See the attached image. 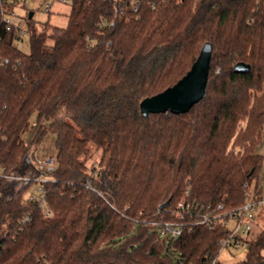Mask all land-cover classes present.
<instances>
[{
  "label": "trees",
  "instance_id": "1",
  "mask_svg": "<svg viewBox=\"0 0 264 264\" xmlns=\"http://www.w3.org/2000/svg\"><path fill=\"white\" fill-rule=\"evenodd\" d=\"M120 1L122 11L73 0L65 27L28 12V53L17 46L25 36L0 23V166L38 176L32 154L51 132L57 160L44 184L50 216L24 199L35 182L0 179V264H207L223 229L156 242L153 226L127 217L156 219L182 199L236 207L259 180L264 0H136L137 11ZM206 43L205 97L186 113L144 117L141 100L181 79ZM93 146L98 167L87 164ZM263 251L261 231L236 264H264Z\"/></svg>",
  "mask_w": 264,
  "mask_h": 264
},
{
  "label": "built area",
  "instance_id": "2",
  "mask_svg": "<svg viewBox=\"0 0 264 264\" xmlns=\"http://www.w3.org/2000/svg\"><path fill=\"white\" fill-rule=\"evenodd\" d=\"M73 1V0H63ZM134 11L138 10V2L130 0ZM117 11H122L120 0H115ZM23 0H0V23L4 24L8 31L15 29L21 35L25 36L28 32V24L26 20L27 13L21 15L17 12L18 7H24ZM52 3L45 7V11H50ZM151 8H155V4H151ZM113 22L111 23V25ZM8 59H3L2 64L7 63ZM35 167L39 171L38 176L31 175H14L6 172L5 167L0 166V179H14L23 183L33 181L37 186L36 194H29L27 199L31 202H37L45 208V215L50 216L51 211L46 208V198L44 184L52 180L49 174L57 168V160L54 155H45L41 158H35ZM88 188L95 190L90 181L85 184ZM245 201L232 208L226 207L223 203H202L189 199H182L177 202L176 206L170 211L160 215L159 218H143L134 219L127 217L135 222L143 225H151L154 227L155 241L165 237L176 238L191 233L196 226H204L209 230L223 229L225 236L218 240L219 254L226 248H244L248 247L249 242L253 238L252 232L254 229L255 213L262 205L263 199L256 195L255 190H252L245 184ZM115 208V207H114ZM159 211L158 213H160ZM27 217V220H30ZM219 254L210 258L207 264H218Z\"/></svg>",
  "mask_w": 264,
  "mask_h": 264
},
{
  "label": "rangeland",
  "instance_id": "3",
  "mask_svg": "<svg viewBox=\"0 0 264 264\" xmlns=\"http://www.w3.org/2000/svg\"><path fill=\"white\" fill-rule=\"evenodd\" d=\"M25 2L24 7H18L17 12L21 15H24L26 12H34V20L39 24L41 23H50L51 25H57L65 27L68 22V16L72 8L71 1L63 0H23ZM52 3L50 11H45V7ZM17 46L20 50L25 53H28L30 50L29 36H25L22 40L17 42ZM220 71V69H218ZM36 115L34 114L31 118V128L23 134V138L27 143L32 139L35 130H36ZM56 135L54 133H49L44 141V143L37 148L32 154V160L35 164L36 157L41 158L45 155H54L56 156V147H55ZM91 157L88 159L87 164L89 167L96 166L98 167L100 160L102 158V151L96 150L93 146L91 149ZM259 152L264 157V140L262 145L259 147ZM254 180L252 182L251 189L255 190V185L258 182L259 192L263 191L264 198V161L263 167L260 171L259 180ZM37 193V186L33 184L28 191L24 194V199L28 197L29 194ZM261 231H264V201L262 205L258 208L255 213V222H254V237ZM248 252V247L244 248H226L222 250L219 254V262L221 264H236L243 260L246 257Z\"/></svg>",
  "mask_w": 264,
  "mask_h": 264
},
{
  "label": "water",
  "instance_id": "4",
  "mask_svg": "<svg viewBox=\"0 0 264 264\" xmlns=\"http://www.w3.org/2000/svg\"><path fill=\"white\" fill-rule=\"evenodd\" d=\"M33 14L34 12L30 11L29 18H32ZM211 56L212 44L206 43L190 70L181 79L162 92L141 100V114L146 117L150 113L188 112L206 95ZM234 68L238 72H244L249 69V65L238 62ZM165 206L166 203L161 206V209Z\"/></svg>",
  "mask_w": 264,
  "mask_h": 264
},
{
  "label": "crops",
  "instance_id": "5",
  "mask_svg": "<svg viewBox=\"0 0 264 264\" xmlns=\"http://www.w3.org/2000/svg\"><path fill=\"white\" fill-rule=\"evenodd\" d=\"M34 15V14H33ZM260 196H261V198L263 199V201H264V198H263V191L262 192H260ZM252 236L254 237V229H253V232H252ZM263 254H264V251H263Z\"/></svg>",
  "mask_w": 264,
  "mask_h": 264
}]
</instances>
